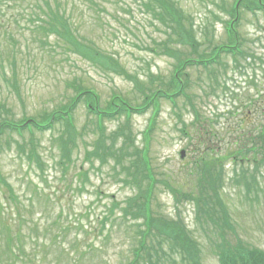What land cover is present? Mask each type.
<instances>
[{"label":"rangeland","instance_id":"obj_1","mask_svg":"<svg viewBox=\"0 0 264 264\" xmlns=\"http://www.w3.org/2000/svg\"><path fill=\"white\" fill-rule=\"evenodd\" d=\"M234 1L179 0L186 10V16L194 20V32L200 39L201 51L211 52L215 45L228 41L225 26L231 19L229 10ZM103 3L106 9L102 7L100 10L104 13L101 20L95 21V14L88 10L83 17L78 14L82 34L95 39L105 53L115 55L129 75H137L141 85H146L149 74L160 79L170 78L175 59L151 49L156 47L153 44L155 39L162 41V23L155 20L139 0H119L118 5ZM17 17L22 16L10 7L4 12L2 19L10 21L13 30L11 33L19 39L22 36L17 31L16 19H20ZM240 17L239 35L244 38V43L247 38L245 46H250L253 56L245 59L239 55L237 62L233 56L224 55V65L216 68L214 74L200 68L193 70L190 75L199 107L213 119L211 125L208 122L204 128L210 130L212 127L218 137L212 136L210 139L206 132V142L202 139L197 142L196 150L199 152L195 153V145L190 143L188 135L182 131L183 124L179 120L181 114L187 123L193 119L184 99L179 101L178 106L160 99L158 113L151 107L143 114L130 116L132 132L136 133L137 144L141 147L145 141V130L153 119L155 121L149 147V156L158 179L155 183V204H160L164 215L182 218L183 222L180 223L186 226L189 237L197 245L198 258L203 264H219L217 244L223 237L235 241L240 236L250 246L264 249V167L256 170L250 165V172L253 174L247 175L245 179L242 178L243 168L248 167L242 168L238 160L234 161L225 154L228 148L235 151L234 139L240 118L249 116L261 121L264 109V10L255 13L242 10ZM4 57L6 54L1 59L0 51V121L7 119L19 123L24 116L49 111L57 103L58 108L62 102L73 98L75 92L67 90L65 83L56 87L58 81L53 78V72L49 75L50 67H46L47 57L36 56V65L31 69L29 66L24 67L25 71L19 68L25 97V101L21 103L4 78L3 65L7 73L11 72ZM73 58H77L76 63L80 68L77 69L78 77L87 87L97 91L100 108H105L114 94H121L132 106L143 101L144 96L126 76L106 72L76 54H72V60ZM255 108H259L256 114ZM250 111L253 112L252 115H248ZM88 114L87 104H79L74 114L75 121L80 128L87 121L89 134L84 136L85 141H77V150L72 146L65 149L67 152L73 148L71 162L62 157L63 151L52 140L62 127L61 122L56 123L51 130H35L34 135L28 130L23 136L17 133L2 135L0 174L20 197L26 199L39 191L40 195L50 194L59 201V205L67 206L69 219L75 223L80 221L89 232L86 237L82 231L80 237H86L87 245L93 243L96 248H103H97L98 251L92 254L95 260L86 258L87 263L126 264L133 258L132 249L139 245V234L134 221L122 222L120 211L115 212L112 216L115 226L111 239L105 237L107 229L104 234L93 229L97 225V219L105 214L104 206L109 203L110 197L128 201L137 195L138 190L134 185L119 180L126 177V173L122 172L124 175L116 177L113 161L103 166L98 159L93 164L85 161L87 146L91 149L97 137V133L92 131L95 118ZM126 119L121 116L120 119L107 121L108 132L114 131L120 123L124 124ZM250 129L257 130V127L254 129L250 125L246 128ZM121 143L122 140H119L118 148ZM182 150L186 151L184 158H181ZM33 152L38 162L29 160L28 155ZM199 156H202L203 161L199 159L195 162ZM217 158L220 159L213 161ZM207 164L211 166L210 172L218 174L223 180L220 198L228 206L234 231L227 227L221 229L205 215L198 218L195 202L185 198L186 194L199 197L200 188L202 189V181L199 179L202 174L207 173L204 171ZM251 175L256 176V183H253ZM247 181L253 183L248 188L245 184ZM82 182L83 189L77 186ZM143 186H147V181ZM173 189L180 193L174 195ZM208 195L211 196L212 192L208 191ZM39 202V212L54 213L50 203H46L43 198ZM58 207L55 208L56 211H59ZM217 217L219 213L214 216V220L222 224V219ZM154 238L147 241V246L150 247L152 242L156 244V257L142 258L138 264H190L187 254L176 243L175 237L162 233V237ZM67 264H70L69 260Z\"/></svg>","mask_w":264,"mask_h":264},{"label":"trees","instance_id":"obj_2","mask_svg":"<svg viewBox=\"0 0 264 264\" xmlns=\"http://www.w3.org/2000/svg\"><path fill=\"white\" fill-rule=\"evenodd\" d=\"M139 1L155 20L162 23V29H164L162 41L155 39L153 44L156 47L151 49L158 54L175 59L170 78L162 77L160 79L149 74L146 85L140 84L136 74L129 75L117 58L102 51L93 40H85L79 33L80 24L74 20L78 16V14H73L74 10L83 16L84 9H81L83 5L96 11L102 7L106 8L103 6L105 5L103 2L118 5L119 0H0V49L7 53L13 71L11 75H8L6 71L3 73L19 101L24 102L25 97L19 83V73H17L18 58L11 56L9 52L12 47L22 52L20 59L22 64L30 61V54H40L41 58L47 55L54 63L53 66L59 70L55 77L57 83H65L67 90L72 89L75 92L73 98L68 99L65 103L62 102L60 107L52 111H44L40 114L39 120L34 118L35 121L31 126L25 124L26 118L21 119L19 123L3 119L0 121V137L14 132L22 136L26 128L34 135V129L44 131V128L51 127L53 122L60 121L62 127L53 137V142L57 143L63 151L62 157L68 158L71 162L73 148L77 150V141L81 137L83 138L85 132V127L77 126L74 114L81 100H87L93 107L98 108L95 114L101 122L96 120L98 136L94 141L93 149L87 151L86 160L93 162L94 159H98L102 166L113 161L115 168L119 167L116 175H124L122 172L126 173V177L120 178V180L126 184L134 185L138 190L137 195L128 201L110 199V202L104 206L105 214L97 219V225H94L93 230L104 234L107 229L105 237L111 239L115 226L112 216L115 212L120 211L122 222L133 220L139 234V245L132 249L133 258L126 264H138L142 258L156 257V244L152 242V245L148 247L147 241L155 239L156 236L162 237V233L172 238L175 237L176 243L187 254L190 264H203L198 258L197 245L189 237L186 226L180 223L183 222L182 218L164 215L158 209V203L155 204V184L149 183L148 179L158 180L154 172H147L141 152L135 146L130 126L131 104L121 94H114L105 108H99V96L92 90L93 88L87 87L78 77L77 58L72 60V54L101 67L106 72L122 74L129 78L134 83L136 90L144 96L143 102L137 105L141 107L138 110L142 111L152 104L158 106L161 98L171 99L177 106L179 99H184L189 105L188 110L192 112L193 119L187 125L183 115L179 116L183 123V132L188 135L190 141L200 142L202 139L203 142H206V132L210 139L213 138L212 136L218 137V133L212 127L210 130L204 128L208 122L211 125L213 119L202 112L195 100V91L190 75L193 70L200 68L214 74L216 68L224 65L223 58L228 53L237 62L239 55L244 56L245 59L253 56L250 46H245L247 38L244 43V38L239 35L240 15L242 10L252 13L264 10V0H235L229 10V14L233 18L227 21V27L230 28V24H233L229 39L226 43L215 45L211 52L200 50L202 45L194 32V20L186 16V10L179 0ZM10 7L12 9L16 7L24 18L22 24H19L18 19L16 20L19 27L23 28V34L25 35L26 30L31 33V40L24 37V49L16 45L17 41L11 35L10 21L2 19L4 12ZM100 14L101 12L98 11L95 16L99 18ZM185 49L189 51L186 52ZM215 78L218 81L216 74ZM257 110L259 108L254 109L255 112ZM250 112L248 115H252L253 112ZM262 112L261 121L256 118L253 120L249 116L240 118L234 141L235 151L228 148V151L225 152L227 156L244 162L242 168L248 167V169L243 168L242 178L245 177V179L247 175L253 174L250 172V165L256 170L264 167V109ZM121 116H126V122L122 125L120 123L114 131L108 133L105 122L120 119ZM258 122H260L259 125ZM250 125L254 129L257 127V130H246ZM120 139L122 143L117 148ZM69 146L73 147L72 150L68 149L65 152ZM132 146H134V151H131ZM1 147L0 144V150ZM211 152H213V148H211ZM28 158L38 162L35 152L29 154ZM219 159H213V161ZM200 161H203L202 156ZM210 169V165L204 166V171L207 173L202 174L199 179L202 181L199 197L186 194L185 198L195 202L198 218L205 215L221 229L227 227L234 231L228 206L222 201V197L220 198V187L223 180L217 176L218 174L210 172ZM150 173L152 177H150ZM251 176L253 183H256V176ZM4 178L0 174V186H2L0 194V264H67L68 260L70 264H97L95 262L87 263L86 258L95 260L92 254L98 249L103 250V248L97 247V249L93 243L86 244L89 232L84 229L80 221L75 223L69 219V211L65 204L59 205V201H56L50 194L40 195L39 191L32 193L38 197L34 195H30L26 199L20 197ZM146 181L147 186H143ZM253 183L247 181L245 184L248 188ZM77 186L83 189L84 183H79ZM172 191L174 195L180 193L179 190L173 189ZM208 191L212 192L211 196L208 195ZM40 198L52 205L54 213L39 212ZM56 207L59 208V211H56ZM217 213H219L217 218L222 219V224L214 220ZM89 216L90 214L87 217ZM82 231L86 234L83 239L80 237ZM216 252L219 264H264V249L250 246L240 236H237L235 241L223 237L217 244ZM100 264L106 263L101 262Z\"/></svg>","mask_w":264,"mask_h":264},{"label":"water","instance_id":"obj_3","mask_svg":"<svg viewBox=\"0 0 264 264\" xmlns=\"http://www.w3.org/2000/svg\"><path fill=\"white\" fill-rule=\"evenodd\" d=\"M182 156H184V152H182Z\"/></svg>","mask_w":264,"mask_h":264}]
</instances>
